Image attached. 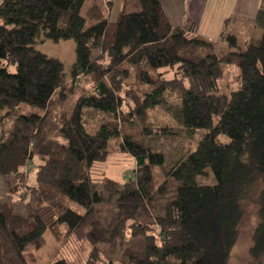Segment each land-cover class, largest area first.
I'll return each instance as SVG.
<instances>
[{"label":"trees","instance_id":"16d2710c","mask_svg":"<svg viewBox=\"0 0 264 264\" xmlns=\"http://www.w3.org/2000/svg\"><path fill=\"white\" fill-rule=\"evenodd\" d=\"M112 6L0 2V179L5 192L24 189L28 199L16 212L0 198V264H35L29 251L41 239L24 242L40 226L59 245L62 230L87 243L85 264H230L251 218L244 264H264V10L254 19L260 38L243 49L224 31L210 42L172 27L159 0H123L115 21ZM67 41L68 68L37 50ZM229 71L235 86L226 95L220 81ZM55 97L72 107L54 115L60 139L44 126ZM156 109L175 126L150 121ZM196 130L204 132L193 150L166 149L165 137L189 139ZM116 155L133 161L131 174L122 182L95 177ZM158 171L164 180L155 187ZM207 174L213 184H198ZM167 179L175 197L154 217L148 207ZM102 204L121 215L112 227L98 219Z\"/></svg>","mask_w":264,"mask_h":264},{"label":"rangeland","instance_id":"374dc122","mask_svg":"<svg viewBox=\"0 0 264 264\" xmlns=\"http://www.w3.org/2000/svg\"><path fill=\"white\" fill-rule=\"evenodd\" d=\"M238 42L244 49L241 36H239ZM219 48L224 49V46L221 45ZM37 50L45 55L58 58L64 63L67 68L72 65L74 60V44L72 41L61 42L57 45L46 42L38 46ZM98 57V53H93L94 60L98 59ZM227 73L228 74H226V77L222 81H220V93L226 95H228L230 91V89H228L226 85L229 84V87L234 88L235 85L231 83L236 75V72L234 71H229ZM71 108L72 107L68 100L65 102H61L57 97L51 100L47 108L48 116L44 123V126L50 137L60 139L57 125L54 119L55 113H57L58 111L70 113ZM149 116V120H152V122L154 121V123L157 122V125H169L170 127L175 126V124L170 120V116H168L162 109H156L155 111H152ZM203 132V130H196L193 132L189 139H185L182 136L165 137L164 142L166 143V149H170L171 152H176V150H180L181 152L193 150L196 142L201 138ZM171 148H175V150H172ZM134 168V163L129 157L116 155L109 158L105 164L98 166L95 177L100 178L101 173L103 172V175L106 178L111 179L115 182H122L126 178V176L131 174V171ZM156 173L157 175H155L153 182V185H155V187H157L164 180L162 176H159V171ZM5 180V178L0 179L1 201L3 203L12 205L16 212H19L28 200L27 198L22 200L20 197V194L24 189H21V191H19L17 195H12L9 192H5L6 189L3 186V182H5ZM32 180L33 173H29V183H31V185L34 184ZM166 181L167 183L165 192L162 195L156 196L153 204L148 207L149 214L154 217H162L165 204L172 201L175 197L176 183L171 179H167ZM197 183L201 185H210L213 184V180L212 177L207 174L202 178H198ZM68 206L79 214L83 213L82 208H80L75 203L69 202ZM96 210L98 219L106 227H112L121 217V215L118 214L114 209V205L102 204L100 206H97ZM138 218H143L142 212L139 213ZM251 220V223L248 226L243 227V229H241L240 231V236L232 252L230 264H244L247 259L248 250L251 245V234L254 227L253 218H251ZM38 237H40L41 239L39 243L40 247H32L29 251V253L33 255V261L35 264H51L60 259L66 261L67 264H85L90 252L88 244L81 241L78 242V240L69 236L66 230L61 231V245H59V242L55 240L54 235L51 231H46L41 226L38 231L24 243L27 244L29 241H32ZM129 246L137 248L139 247V243H131ZM104 248L108 249L106 246L101 247V249ZM101 260H104V257H102Z\"/></svg>","mask_w":264,"mask_h":264},{"label":"crops","instance_id":"0c3cea01","mask_svg":"<svg viewBox=\"0 0 264 264\" xmlns=\"http://www.w3.org/2000/svg\"><path fill=\"white\" fill-rule=\"evenodd\" d=\"M111 21H115L123 0H112ZM170 25L198 37L218 42L220 34L242 37V44L258 39L261 32L254 26L258 10H264V0H159ZM255 34V35H254ZM254 35V36H252ZM223 46V45H222Z\"/></svg>","mask_w":264,"mask_h":264}]
</instances>
